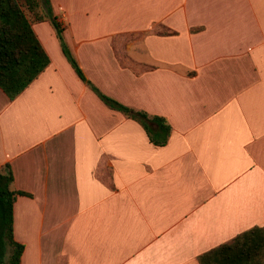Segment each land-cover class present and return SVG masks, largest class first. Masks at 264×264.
<instances>
[{"label": "crops", "instance_id": "crops-1", "mask_svg": "<svg viewBox=\"0 0 264 264\" xmlns=\"http://www.w3.org/2000/svg\"><path fill=\"white\" fill-rule=\"evenodd\" d=\"M49 3L85 78L170 131L105 104L33 20L49 63L0 88L20 264H264V0Z\"/></svg>", "mask_w": 264, "mask_h": 264}, {"label": "trees", "instance_id": "trees-1", "mask_svg": "<svg viewBox=\"0 0 264 264\" xmlns=\"http://www.w3.org/2000/svg\"><path fill=\"white\" fill-rule=\"evenodd\" d=\"M44 14L39 12L40 6ZM48 19L54 26L62 51L77 75L85 81L110 108L138 120L150 139L163 144L170 126L163 117L132 109L110 98L89 82L67 48L60 23L53 15L49 0H0V88L10 99L16 97L47 66L49 58L37 38L31 22ZM154 123L156 128H151ZM12 174L0 169V264H20L23 244L14 238L13 205L17 194L10 188Z\"/></svg>", "mask_w": 264, "mask_h": 264}]
</instances>
